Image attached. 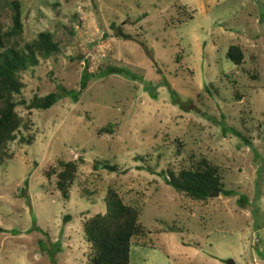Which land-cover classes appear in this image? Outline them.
Segmentation results:
<instances>
[{
	"label": "rangeland",
	"instance_id": "rangeland-1",
	"mask_svg": "<svg viewBox=\"0 0 264 264\" xmlns=\"http://www.w3.org/2000/svg\"><path fill=\"white\" fill-rule=\"evenodd\" d=\"M12 1L0 0L1 30ZM15 1L16 45L46 31L58 50L18 73L14 99L91 77L75 101L14 106L27 128L0 157V264H87L82 222L105 211L109 188L144 230L129 264H264V0ZM201 159L231 194L191 199L165 183ZM58 160L76 163L66 198L45 175Z\"/></svg>",
	"mask_w": 264,
	"mask_h": 264
},
{
	"label": "trees",
	"instance_id": "trees-1",
	"mask_svg": "<svg viewBox=\"0 0 264 264\" xmlns=\"http://www.w3.org/2000/svg\"><path fill=\"white\" fill-rule=\"evenodd\" d=\"M13 13L10 16L11 24L5 29L0 27V157L9 158L6 152V143L15 138L17 130L27 128V124L15 112L16 104H24L27 109H46L57 99L70 96L76 100L77 94L86 85L91 77L89 72H82L79 77L78 89H65L56 85L54 91L44 95H33L29 101L23 99L15 100L14 95L22 88V82L18 73L34 66L38 57L46 58L58 50V45L51 39L46 31H39L36 38L30 42H24L17 46L14 38L20 33L21 23L19 20V9L17 1L11 2ZM112 26V25H111ZM113 28V26H112ZM118 34L127 37L118 29ZM225 57L234 64L240 63L242 59L241 50L238 45L232 44L225 50ZM106 71L120 72V68L107 67ZM173 92V91H171ZM108 128L101 127L98 131ZM245 143L247 139L239 132L233 130ZM19 141L30 143V138L18 137ZM135 156L134 159H137ZM58 169L45 170V175L54 173L56 175V188L61 192L62 197H67V188L71 183L76 169L73 160H58ZM92 168H102L107 171H115L114 164L106 161L92 162ZM166 184L176 191L183 192L191 199L205 200L212 190L220 191L223 195L232 193L229 189H222L220 176L215 165L207 163L204 159L188 168L180 169L173 174L168 172L164 177ZM244 199L239 196V201ZM106 208L102 213H94L82 222V232L85 240L89 243V254L87 264H129V246L131 239L136 236H143L144 230L138 221V210L129 204L122 202L117 193L109 188L105 197Z\"/></svg>",
	"mask_w": 264,
	"mask_h": 264
},
{
	"label": "water",
	"instance_id": "water-1",
	"mask_svg": "<svg viewBox=\"0 0 264 264\" xmlns=\"http://www.w3.org/2000/svg\"><path fill=\"white\" fill-rule=\"evenodd\" d=\"M216 192H217L216 190H212V191L209 193V195L215 194ZM227 264H234V262H233L231 259H229L228 262H227Z\"/></svg>",
	"mask_w": 264,
	"mask_h": 264
}]
</instances>
